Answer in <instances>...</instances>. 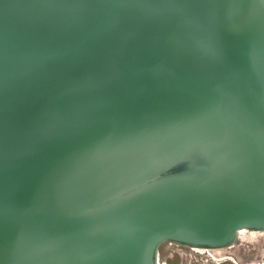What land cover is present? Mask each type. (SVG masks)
<instances>
[{"label": "water", "instance_id": "obj_1", "mask_svg": "<svg viewBox=\"0 0 264 264\" xmlns=\"http://www.w3.org/2000/svg\"><path fill=\"white\" fill-rule=\"evenodd\" d=\"M264 232V0H0V264H156Z\"/></svg>", "mask_w": 264, "mask_h": 264}, {"label": "rangeland", "instance_id": "obj_2", "mask_svg": "<svg viewBox=\"0 0 264 264\" xmlns=\"http://www.w3.org/2000/svg\"><path fill=\"white\" fill-rule=\"evenodd\" d=\"M159 264H264V232L242 231L233 243L220 249L197 250L162 242Z\"/></svg>", "mask_w": 264, "mask_h": 264}, {"label": "bare ground", "instance_id": "obj_3", "mask_svg": "<svg viewBox=\"0 0 264 264\" xmlns=\"http://www.w3.org/2000/svg\"><path fill=\"white\" fill-rule=\"evenodd\" d=\"M242 231H246V230H238V231H237V234H239V233L242 232ZM251 232H253V231H251ZM156 264H159V263L157 262Z\"/></svg>", "mask_w": 264, "mask_h": 264}]
</instances>
